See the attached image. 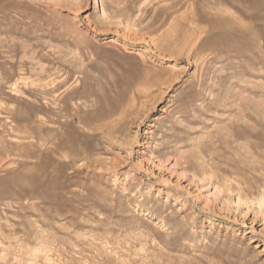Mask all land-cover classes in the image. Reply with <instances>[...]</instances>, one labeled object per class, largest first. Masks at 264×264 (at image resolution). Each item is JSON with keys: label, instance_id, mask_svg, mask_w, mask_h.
I'll list each match as a JSON object with an SVG mask.
<instances>
[{"label": "rangeland", "instance_id": "374dc122", "mask_svg": "<svg viewBox=\"0 0 264 264\" xmlns=\"http://www.w3.org/2000/svg\"><path fill=\"white\" fill-rule=\"evenodd\" d=\"M0 264H264V0H0Z\"/></svg>", "mask_w": 264, "mask_h": 264}, {"label": "bare ground", "instance_id": "6f19581e", "mask_svg": "<svg viewBox=\"0 0 264 264\" xmlns=\"http://www.w3.org/2000/svg\"><path fill=\"white\" fill-rule=\"evenodd\" d=\"M27 125V124H26Z\"/></svg>", "mask_w": 264, "mask_h": 264}]
</instances>
